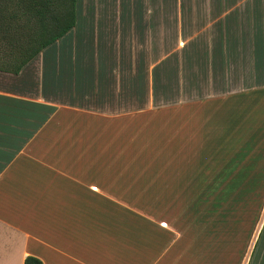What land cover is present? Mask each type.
<instances>
[{
	"label": "crops",
	"instance_id": "1",
	"mask_svg": "<svg viewBox=\"0 0 264 264\" xmlns=\"http://www.w3.org/2000/svg\"><path fill=\"white\" fill-rule=\"evenodd\" d=\"M102 2L77 0L74 28L0 72V264H224L217 239L161 230L123 172L167 175L166 119L196 101L263 108L264 0Z\"/></svg>",
	"mask_w": 264,
	"mask_h": 264
},
{
	"label": "rangeland",
	"instance_id": "2",
	"mask_svg": "<svg viewBox=\"0 0 264 264\" xmlns=\"http://www.w3.org/2000/svg\"><path fill=\"white\" fill-rule=\"evenodd\" d=\"M196 102L199 105L189 106L194 116L176 112L166 119L171 146L164 159L169 163L159 164L157 170L169 165L167 175H152L150 166L143 171L126 164L123 173L133 179L120 181V186L126 183L144 192V209L152 205L147 214L156 216L161 230L174 227L172 232L179 235L190 226V235L196 237L201 226L205 234L214 223L215 232L223 236L213 241L214 252L224 253V264L234 263L236 252L238 264H248L254 252L264 251V103L255 111L256 102L241 94ZM159 131L152 135L158 137ZM115 172L111 169L109 175ZM148 189L153 193L146 194ZM110 211L112 215L114 209ZM209 244L205 242L203 249Z\"/></svg>",
	"mask_w": 264,
	"mask_h": 264
},
{
	"label": "trees",
	"instance_id": "3",
	"mask_svg": "<svg viewBox=\"0 0 264 264\" xmlns=\"http://www.w3.org/2000/svg\"><path fill=\"white\" fill-rule=\"evenodd\" d=\"M76 3L77 0H0V72L17 75L27 63L74 28ZM213 224L205 234L201 233L205 227L200 225L198 236L217 241L222 238ZM208 241L210 247L212 240ZM233 256L234 260L238 259L237 252ZM23 264L42 263L28 256Z\"/></svg>",
	"mask_w": 264,
	"mask_h": 264
}]
</instances>
